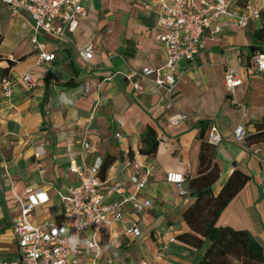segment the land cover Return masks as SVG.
<instances>
[{"label":"crops","instance_id":"0c3cea01","mask_svg":"<svg viewBox=\"0 0 264 264\" xmlns=\"http://www.w3.org/2000/svg\"><path fill=\"white\" fill-rule=\"evenodd\" d=\"M84 5L88 17L80 20L68 40L37 35L44 51L56 56L52 63H40V52L31 42L29 14L14 16L0 2V264L19 254L13 221L28 188H42L49 197L34 211L32 223L61 222L60 195L80 185L70 165L87 170L107 158L111 164L98 174L104 190L113 179L124 186V194H113L109 201L136 195L139 203L151 201V207L135 213L128 203L123 220L102 227L96 235L89 233L99 247H82V264H197L210 244L199 249L192 237L203 238L185 220L197 198L178 195L167 175L182 174L183 187L191 192L190 180L207 172L200 167L201 122L207 124L206 141L212 127L223 138L216 146L214 164L220 175L213 195L221 193L234 171L249 177L221 213L217 227L249 232L264 253V79L253 74L251 60L254 51L264 53V40L257 38L264 0H238L241 9L260 10V19L251 20L245 29L226 27L225 19H220L205 31L195 61L181 65L170 106L165 92L153 82L139 79L143 90L138 91L129 81L134 72L161 67L166 61V49L158 39L163 30L158 26L157 0H84ZM87 46L94 48L89 62L79 55ZM229 68L242 77L236 95L245 110L229 98L225 85ZM29 73L36 80L34 88L23 80ZM4 78L13 82L9 97L3 94ZM61 93L69 94L73 102L61 103ZM174 116L183 119L173 123ZM239 125L249 136L244 145L233 136ZM149 126L156 130L159 147L156 154L143 155L142 138ZM37 151L40 158L35 157ZM134 162L140 164L139 176L149 180L144 190L131 183ZM133 226L141 230L140 237L126 235ZM187 235L192 237L181 238Z\"/></svg>","mask_w":264,"mask_h":264},{"label":"built area","instance_id":"2783aa9c","mask_svg":"<svg viewBox=\"0 0 264 264\" xmlns=\"http://www.w3.org/2000/svg\"><path fill=\"white\" fill-rule=\"evenodd\" d=\"M6 4L12 15L21 12L29 14L34 29L31 39L32 45L39 53L40 63H52L56 56L46 52L39 44L37 35L45 33L59 39H69L79 27L81 19L88 17L89 10L84 5V0H0ZM161 9L158 26L163 30L159 35V41L166 49L167 58L165 63L158 68L147 67L139 72H134L129 81L133 87L142 91L139 79L144 78L153 82L159 89L165 92L168 105L177 92L180 81V69L184 63H193L203 47L205 31L216 21L225 19L226 27L245 29L251 20L260 19L258 8L246 6L240 8L238 0H157ZM220 27L215 28L219 32ZM79 55L89 62L94 57V48L87 46L79 49ZM256 70L253 74L264 79V53L254 51L251 55ZM24 82L30 88L36 86V80L31 73L26 74ZM242 84V77L236 68H229L226 73L225 85L232 104L245 110V106L238 100L236 89ZM3 94L11 96L13 82L10 78H4L1 82ZM182 116L172 117V122L177 123ZM238 129H240L238 133ZM233 136L239 144L246 143L247 131L243 125H239L233 132ZM116 137L121 139V134ZM223 138L217 127H212L208 133V142L219 145ZM72 145V144H70ZM88 149L89 145L85 144ZM258 152V151H255ZM41 153L36 152L35 157L40 158ZM103 165L99 159L96 164L87 169H81L72 163L69 167L71 173L78 175L80 185L68 189L65 195H60L63 213L61 222H47L35 225L31 219L34 211L48 203L49 197L42 188H28L25 197L19 200V215L13 221L14 231L17 237L19 254L11 261L1 264H82V247L73 252L66 244L67 235L78 233L81 239H87L89 249H98L99 243L94 237L89 238V233L96 235L102 227L111 226L115 221L123 220L124 208L128 203L132 204L135 213H142L151 207V201L138 202L136 195L123 200L109 201L113 194H124V186L116 179L108 190H104L103 183L98 174ZM136 173L131 176V183L137 190H144L148 184V178H141L138 174L140 164L133 163ZM167 181L175 184L180 196H189L191 192L183 187L186 178L180 173H169ZM1 185V178H0ZM79 222L81 227L75 226ZM65 228L66 234L59 229ZM127 236L140 237L141 230L137 226L125 230ZM174 239H171L173 242Z\"/></svg>","mask_w":264,"mask_h":264},{"label":"trees","instance_id":"16d2710c","mask_svg":"<svg viewBox=\"0 0 264 264\" xmlns=\"http://www.w3.org/2000/svg\"><path fill=\"white\" fill-rule=\"evenodd\" d=\"M264 19V16H263ZM258 40H264V21L257 32ZM1 42V37H0ZM206 122L199 125L198 139L201 141L200 167L207 172L190 180L192 196L196 197L194 206L186 212L185 220L193 232L203 239L192 237L199 249L209 242L205 254L197 264H264V253L261 245L247 231H235L226 227H217V221L228 204L244 188L249 177L236 170L229 178L221 193L215 197L212 186L218 180L220 172L214 164L216 146L206 141ZM249 136H246V141ZM143 155H154L158 151L159 140L156 130L149 126L142 138ZM109 159V158H107ZM104 160L100 173H103L112 160Z\"/></svg>","mask_w":264,"mask_h":264},{"label":"clouds","instance_id":"9594fccd","mask_svg":"<svg viewBox=\"0 0 264 264\" xmlns=\"http://www.w3.org/2000/svg\"><path fill=\"white\" fill-rule=\"evenodd\" d=\"M261 67L264 68V63L261 64ZM59 101L65 104H71L73 102L67 93H61L59 96ZM237 131L239 133L240 129ZM75 226L78 228L81 227L79 222H75ZM59 231L63 234H66L65 228H61ZM66 244L73 252H76L80 247H87L89 245V241L87 239H81L78 233H73L71 235H67Z\"/></svg>","mask_w":264,"mask_h":264}]
</instances>
